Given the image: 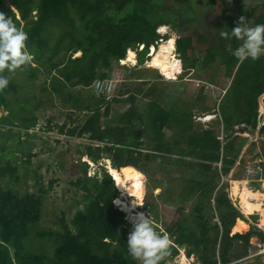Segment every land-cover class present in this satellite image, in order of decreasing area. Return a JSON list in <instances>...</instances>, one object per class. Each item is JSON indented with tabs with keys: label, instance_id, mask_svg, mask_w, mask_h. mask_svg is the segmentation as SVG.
Segmentation results:
<instances>
[{
	"label": "trees",
	"instance_id": "trees-1",
	"mask_svg": "<svg viewBox=\"0 0 264 264\" xmlns=\"http://www.w3.org/2000/svg\"><path fill=\"white\" fill-rule=\"evenodd\" d=\"M206 2L209 8L222 12L226 32H230L241 17L248 23L252 20V12L247 6H238L239 10L228 16L229 11L224 6L226 0ZM190 5L191 0H0V11L12 16L17 26L28 33L27 46L33 45L35 53L47 51L49 73L54 72L50 75L48 85L52 92L68 91L71 98L78 87L91 89L96 81L111 80L109 74L113 62L124 60L129 50L136 51L138 63L142 65L149 47L163 39L157 33L158 27L169 25L178 30L185 23L184 20L193 15ZM255 18V24L264 23V0L261 12ZM54 27L60 29V34L51 44L49 36ZM222 40L220 47L208 46L201 52V47L204 46L201 38L178 36L176 51L184 64V73L187 69H194L201 55L205 67L217 56L226 61V73L229 74L231 82L224 89L225 101L219 105V112L224 129L231 132L226 135L224 145L213 130L194 132L190 114L165 111L153 101L145 103L143 96L147 95L142 90L135 92L127 85H121L122 91L118 90L115 94L119 81H113L114 88L109 96L99 97V106L92 110L91 116L78 131L70 129L71 125L65 131L63 124L60 127L61 133L88 136L92 141L103 143L104 146L87 148L85 155L92 161L98 162L106 154L114 169L124 168L136 172L143 170L139 165L142 156L148 160L157 159L158 151L170 154L174 150L175 147L161 139L163 129L172 121L182 133V140L175 144L177 148L183 149L175 154L203 161L200 167L206 173L212 169L215 172L218 164L222 162L224 171L229 173L246 142L245 138L236 133L257 126L259 98L264 93V56L255 61L246 59L240 62L230 51L238 47L240 41L235 38ZM140 45H144L143 51H138ZM77 53L81 55L74 57ZM8 74L6 73L7 76ZM137 80L143 85L147 83L142 77ZM16 88L17 85L9 79V86L0 91V109L8 107V96ZM139 94L141 97L138 101ZM205 105L203 109L206 111L216 110V105ZM119 107H122L121 112ZM26 109L29 107H19V110ZM14 113L15 111L11 112ZM111 117H117L119 125L139 127L132 132L133 137L119 125L104 127L103 120ZM35 120V117L20 118L26 128L30 127L29 122L34 123ZM0 121L8 122L5 118ZM238 125L243 130L234 128ZM144 137L155 144L151 147V153L143 155L141 140ZM82 165L87 168L86 163ZM86 168L82 169V178L74 183L75 187L82 190V198L86 202L84 211L78 210L73 218L74 228L71 229L65 224L61 217V226L56 231L43 228L31 236V227L36 226L42 216L45 196L41 193L45 192L40 189L38 196L21 194L9 186L21 181L26 185L30 176L17 173L10 162L0 167V264H138L127 252L129 229L125 222L126 213L114 204L120 194L117 185L108 173L102 180L87 177ZM205 178L200 175L197 185H203ZM215 178L213 174L209 184L215 182ZM210 186L211 192L214 187ZM213 202L216 209L222 211L217 225H211L205 215L203 216L205 206L197 205L194 210L195 219L192 218V221L199 229L198 234L190 231L186 224L175 229L167 228L177 246L171 248V256L178 254L179 247L194 244L193 248L196 250L203 247L202 264H218V236L210 240L211 255H208V233L211 230L218 233L222 227L219 261L227 264L231 257L236 259L247 254L251 245L250 239L258 234L252 229L246 234H239L247 230L241 226V219L236 221L241 215L231 204L227 193L218 195ZM211 213L214 216L213 209ZM231 230L235 235H231ZM35 240L52 251L51 257L30 249ZM236 241L243 242L241 248L234 247ZM118 249L122 251L119 252ZM231 250L233 254H230ZM192 254L187 253L188 256Z\"/></svg>",
	"mask_w": 264,
	"mask_h": 264
},
{
	"label": "rangeland",
	"instance_id": "rangeland-1",
	"mask_svg": "<svg viewBox=\"0 0 264 264\" xmlns=\"http://www.w3.org/2000/svg\"><path fill=\"white\" fill-rule=\"evenodd\" d=\"M190 6L193 9V15L188 20H184L185 23L178 30L169 25L164 28L158 27L157 33H160L164 40H159L155 49H158L163 41L166 42L171 38L176 40L178 36L201 38L204 41L201 52H204L208 46L211 48L220 47L223 43L221 32L226 31L225 23L222 21V12L215 8H209L206 0H191ZM224 6L229 11L228 16L236 13L239 10L238 6L249 7L252 12V20L249 25L252 26L256 22L255 16L261 12L262 0H226ZM177 16L180 15L177 14ZM161 30H164V33H161ZM59 34L60 29L54 27L51 30L49 42L52 44L59 37ZM28 50L33 56L32 61L8 74V79L12 80L17 85V88L15 92L8 96V107L0 109V119L5 118L8 120V122L0 121V167L10 162L16 168L17 173L30 176L26 185L21 181L19 184L14 183L13 186H9L21 194H36L38 196L40 195V189L45 192L41 193V195L45 196L42 216L38 224L31 227V236H34L43 228L52 231L59 229L61 217H63L64 223L73 229V218L78 210L84 211L86 203L82 198V190L74 185L79 178H82V169L86 168L82 164L86 163L87 165V177H97L102 180L105 174L112 173L113 163L106 154H103L102 159L98 162L92 161L85 155L88 147L92 146L94 149L97 146H104L103 143L92 141L88 136H69L67 133H61L60 131V127L63 124L66 127L65 131L69 129L68 125H71L70 129H77L78 131L91 116L92 110L99 106V97L101 95L94 92L93 88L84 89L81 87L75 89V95L71 98L68 95V91L64 93L52 92V88L48 85V80L54 72L49 73L47 51L37 54L34 52L33 45L28 46ZM174 53L176 60L181 62L176 51ZM130 54L136 53L129 50L126 57ZM80 55L81 53H77L74 54V57H79ZM126 57L123 61L113 62V68L109 74V79H111L109 81H119L116 84L115 94H117L118 90L122 91L121 85L129 84V88L133 91L142 90L147 95L143 96L145 103L153 101L165 111L188 113L192 116L194 132L201 133L203 130H213L220 138L221 144L224 145L226 143V135H230L231 130L226 132L224 129L219 105L225 101V99L223 100L226 92L224 89L230 84L231 79L229 74L226 73L227 66L223 58L217 56L213 62L209 63L208 67H205L203 55H201L193 70L187 69L185 73L183 72L179 75L182 62H179L180 67L175 62V67L170 69L168 64L157 60L151 66L152 69L150 67L146 68V59L141 65L138 63L137 57L132 65L126 62ZM176 67L180 71L177 72V77L172 76L170 79L169 75ZM162 71L171 73L166 75ZM186 76H192L193 79H189ZM137 77L145 78L148 81L143 85L136 81ZM137 97L139 101L141 94ZM205 104L216 105V110H204ZM19 107H29V109L19 110ZM70 109H74V111ZM118 110L121 112L122 107H119ZM12 111H15V113L11 114ZM206 114H216L215 120L210 123L200 122L199 117H203ZM30 117H35L36 120L34 123L29 122L30 127L26 128L21 123L20 118ZM169 123V126L163 129L161 139L168 145L175 147L174 152L171 151L170 154H164L158 151L159 158L150 160L142 156L139 165L143 170L133 171L136 176L137 196L133 194L132 197L126 196L125 199L122 198L128 192V182L125 179L127 175L121 171L122 169H114L116 173L121 175V178L118 179L119 181L116 180L117 183L115 182L120 192L117 199L122 198L125 202L117 203L116 199L114 204L116 206L122 205L120 209H123L126 213L125 222L129 232L132 229L131 218L136 213H149L153 220L154 228L158 232L169 236L172 248L176 245L167 228L175 229L186 224L190 231L198 234L199 229L192 221V218L195 217L194 210L197 205H204L203 216L205 215L206 220L211 225H217L220 222L222 211L218 208L216 209V204L213 201L218 195L227 193L230 190L232 180H240L245 177L243 167L236 169L234 172L233 168L229 173H226L222 164V166L218 165V169L215 172L212 169L211 172L206 173L200 167L203 161L175 154L176 151H182L183 149L177 148L178 146L175 144L176 141L182 140V133L175 123L172 121ZM103 125L104 127L106 125H119V120L117 117H111L103 120ZM119 126L123 127L127 134L132 137V132L139 127V125ZM234 128L240 131L243 130L241 125L234 126ZM27 129L28 131H26ZM236 134L241 136L243 132ZM141 141L143 142L141 146L143 155L151 153V147L155 143L150 142L145 137ZM250 142L246 138L240 154H242L244 149L247 150L249 148ZM258 150L259 146L256 143H252V147L250 146V149L245 154L246 160H252L253 155H256ZM262 156L264 158V154ZM87 160L88 162H86ZM213 174L216 177L215 182L212 181V184H209L211 179H213ZM200 175L202 178L206 177L203 185H197L200 181ZM122 181H125L126 187H123ZM3 185L5 186L6 184ZM210 185L214 187L211 192ZM239 186V183L234 181L232 189L234 194L239 193ZM244 193L245 195L249 194L246 191ZM255 196L258 197V195ZM244 200L245 197L242 195L243 205H245L243 203ZM147 204L151 206L148 207ZM259 204L247 208H251L254 212H261L263 210L259 209ZM212 209L214 210V216L211 213ZM252 220L255 221L256 217H253ZM243 224L248 230L240 234L249 232L248 224L246 222H243ZM222 228H219L218 233L213 230L208 233V255H211L210 240L216 235L218 236L219 243L216 248L218 264H224L219 261ZM256 239L257 237L253 236L250 239V243ZM193 245L179 247L177 255L167 256L160 264H202L203 247L200 246L196 250ZM242 245L243 242L236 241L234 247L238 249ZM30 249L39 253L43 252L50 257L52 255V251L43 247L42 242L38 240L32 242ZM118 251L121 252L122 250L118 249ZM190 252L193 254L188 256L187 253ZM231 253L233 254L234 252L231 250ZM242 258L244 256L236 259L231 257L227 264H262V262L257 260L248 259L244 261Z\"/></svg>",
	"mask_w": 264,
	"mask_h": 264
},
{
	"label": "clouds",
	"instance_id": "clouds-1",
	"mask_svg": "<svg viewBox=\"0 0 264 264\" xmlns=\"http://www.w3.org/2000/svg\"><path fill=\"white\" fill-rule=\"evenodd\" d=\"M221 36L229 40L235 38V40L240 41L238 47L230 49L231 54L240 62H243L246 59L255 61L261 56H264V23H258L250 26L247 20L244 17H241L230 32L222 31ZM161 37L163 38V36ZM27 40L28 33L17 26L12 16L0 11V91H3L9 86V79L6 73H12L32 61L33 56L28 50L26 43ZM157 44L149 47V52L146 55V61L150 58L149 55L151 54V50L155 49ZM141 46L143 47L140 48ZM143 50L144 45H140L138 51ZM134 52L136 53V51ZM183 72L184 69L181 66V72L179 75ZM213 120L215 119L213 118ZM213 120L211 119L210 122ZM244 132L245 131H243V133ZM250 144L252 147L251 142ZM250 146L247 151L250 149ZM260 149L262 151V145ZM109 176H112L111 178L117 183L111 172ZM230 192L231 185L230 190L227 192V196L231 201ZM235 210L237 209L235 208ZM237 211L240 213L241 217L237 218L236 221L239 219L245 221L241 212L239 210ZM130 222L132 224V229L128 233L126 245L127 252L134 261H137L138 264H160L165 257L170 255L171 241L169 236L158 232L154 228L153 220L149 213L146 214L144 212H138L131 218Z\"/></svg>",
	"mask_w": 264,
	"mask_h": 264
},
{
	"label": "built area",
	"instance_id": "built-area-1",
	"mask_svg": "<svg viewBox=\"0 0 264 264\" xmlns=\"http://www.w3.org/2000/svg\"><path fill=\"white\" fill-rule=\"evenodd\" d=\"M142 47L143 46L140 48ZM92 88L98 95L109 96L113 90V81H96ZM213 118L215 119L216 115L206 114L203 117H199V120L200 122H210ZM241 136L247 138L251 143H256L259 146V150L256 155H253L252 160L244 159L245 154L247 153V150L245 149L239 156L234 165L235 167L233 168L235 169L242 165L241 167L244 169L245 178L238 180L240 185L238 194L233 193L232 189L234 181L231 182L230 199L233 206L243 215L250 230L252 229L258 234L254 236L257 237V239L251 243L247 254L242 260L247 261L248 259H252L264 264V225L261 223L263 214H261L260 211H253V213L248 214L247 206L242 204V195H244L246 204L255 205L260 203L261 209L264 211V158L262 156L264 153H262L260 149L262 143H264V93L259 98L256 128L245 130ZM218 165L222 166V162ZM245 191L250 193V195H245ZM255 195H258V197ZM253 217H256L255 221L252 220Z\"/></svg>",
	"mask_w": 264,
	"mask_h": 264
},
{
	"label": "bare ground",
	"instance_id": "bare-ground-1",
	"mask_svg": "<svg viewBox=\"0 0 264 264\" xmlns=\"http://www.w3.org/2000/svg\"><path fill=\"white\" fill-rule=\"evenodd\" d=\"M164 28V27H163ZM161 33H164V30H161ZM173 37V36H172ZM174 44H175V39L174 38H171L170 40H168V41H163L162 42V44H160V46H159V48L158 49H152L151 50V57H150V55H149V59H148V61H147V67L146 68H152L151 66L157 61V60H159V61H162L163 63H166V64H168V66L170 67V69H172V68H174L175 66H174V64H175V62H176V64H177V66H179L180 67V63H179V61L178 60H176L177 58L174 56V51H175V46H174ZM135 59H136V54H130L129 56H127L126 57V62L127 63H131L132 65L135 63ZM123 61V60H122ZM177 68V67H176ZM174 69L173 71H171V72H167V71H162V73H164V74H166V75H169L170 73H171V75H169L170 76V79H171V77L172 76H175V77H177V72H179L180 70H181V68H180V70H179V68H177V69ZM153 69V68H152ZM164 70H165V68H163ZM176 79V78H175ZM174 79V80H175ZM85 160H86V158H85ZM88 161V160H87ZM112 171V175H114L115 176V179L117 180V181H119L118 179L119 178H121V175H120V173H116V171L114 170V169H112L111 170ZM122 172H125V174L127 175L126 177H125V179H126V181L128 182V192H126L125 193V196H123L122 198L123 199H125V197L127 196V197H132V195L133 194H135L136 196H137V183H136V176H135V174L133 173V171H131V170H126V169H124V168H122V170H121ZM233 181V180H232ZM236 183H239L238 182V180H234ZM122 183V185H124L123 187H126L125 186V181H122L121 182ZM125 189V188H124ZM248 195H250V193L248 194ZM122 198H118L117 200H116V202L117 203H125L124 201H123V199ZM243 203L247 206V207H252L253 205H248V204H246V201L244 200L243 201ZM135 205V204H134ZM119 206H122V205H119ZM132 206V205H131ZM261 208V206H260V204H259V209ZM253 210L251 209V208H249L248 209V212H250V213H253L252 212ZM261 214H263V217H262V224L264 225V212L263 211H261ZM243 222H245V221H243L242 220V222H241V226H243L244 227V229L245 230H248V229H246L245 228V226H244V224H243Z\"/></svg>",
	"mask_w": 264,
	"mask_h": 264
},
{
	"label": "crops",
	"instance_id": "crops-1",
	"mask_svg": "<svg viewBox=\"0 0 264 264\" xmlns=\"http://www.w3.org/2000/svg\"><path fill=\"white\" fill-rule=\"evenodd\" d=\"M165 26H167V25H163V26H161V27H165ZM176 33H177V32H176ZM160 35H161V34H160ZM161 36H162V35H161ZM163 39H164V38H163ZM163 39H162V40H163ZM176 41H177V37H176L175 44H174V46H175V51H176ZM175 51H174V52H175ZM176 54H177V51H176ZM177 55H178V54H177ZM178 57H179V55H178ZM179 59H180V58H179ZM180 60H181V59H180ZM179 62H180V61H179ZM181 62H182V60H181ZM181 62H180V63H181ZM136 65H137V63H136ZM182 67H183V69H184V64H183V62H182ZM186 77H188L189 79H193L192 76H191V77L186 76ZM137 78H139V77H137ZM146 80H147V79H146ZM131 81H133V80H131ZM136 81H139V80H136ZM140 81H141V80H140ZM147 81H148V80H147ZM187 82H188V81H187ZM116 86H117V85H116ZM127 86L130 87L129 84H128ZM256 119H257V116H256ZM234 167H235V166H234ZM238 168H241V167H238ZM238 168L233 169V172H234L236 169H238ZM233 172H232V173H233ZM234 180H237V179H234ZM237 221H238V220H237ZM248 226H249V225H248ZM249 230H250V227H249ZM233 234H235V233L232 232V235H233Z\"/></svg>",
	"mask_w": 264,
	"mask_h": 264
},
{
	"label": "water",
	"instance_id": "water-1",
	"mask_svg": "<svg viewBox=\"0 0 264 264\" xmlns=\"http://www.w3.org/2000/svg\"><path fill=\"white\" fill-rule=\"evenodd\" d=\"M262 152L264 153V143L262 144Z\"/></svg>",
	"mask_w": 264,
	"mask_h": 264
}]
</instances>
